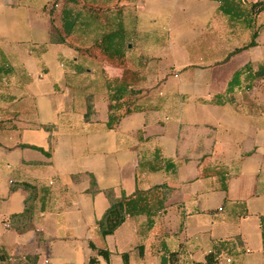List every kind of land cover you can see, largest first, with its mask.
I'll return each mask as SVG.
<instances>
[{"label": "crops", "instance_id": "crops-1", "mask_svg": "<svg viewBox=\"0 0 264 264\" xmlns=\"http://www.w3.org/2000/svg\"><path fill=\"white\" fill-rule=\"evenodd\" d=\"M261 65L264 11L249 26L215 0H0V264H264ZM122 83L136 98L109 128ZM137 191L103 236L109 192Z\"/></svg>", "mask_w": 264, "mask_h": 264}, {"label": "trees", "instance_id": "trees-1", "mask_svg": "<svg viewBox=\"0 0 264 264\" xmlns=\"http://www.w3.org/2000/svg\"><path fill=\"white\" fill-rule=\"evenodd\" d=\"M66 1V0H63ZM69 1V0H67ZM73 1V0H72ZM221 3V11L229 16L232 20H239L245 19L248 21V25L252 26V22L254 21L255 17L262 11H264V0H259L252 3L249 9L242 8L240 6L241 0H215ZM56 3H59V0H56ZM64 10V9H63ZM75 25V20L70 22L63 21L61 27L53 28V32L51 35V41L56 43H63L66 41V37L71 34L70 28ZM257 36V32H253L252 40L243 48H248L250 46L255 45V38ZM256 76L259 78H264V65H261L255 72ZM109 99H110V115L108 120V127L112 128L120 119V115L117 114V111L120 108L121 102L123 100H128V105L126 107V112H130L132 110V102H130L129 98L132 97L137 93L135 89H129L127 84H120L117 85L115 89L109 91ZM92 100L88 99V107L86 118L89 119L90 115L94 112ZM26 189L32 191V195L29 197V202L33 204V201L36 198V187L31 183H22L21 184ZM140 194V191H137L135 196H127L126 194H122L120 197L112 196V193L109 192L111 196V204L106 210L105 214L101 219L97 221V225L99 228L100 233L103 236L112 234L115 232L119 226H121L127 216L133 215L136 211L139 210L136 204L137 195ZM28 203L26 209L21 214H16L13 218L19 219V224L16 222L11 223V226L15 227L17 230L24 232L32 226V221L34 218L33 213V205ZM142 211V210H141ZM98 255L103 256L106 259H109V251L105 249H99ZM6 256L3 250L0 249V262L5 260ZM214 263V258L212 255L207 257L205 263L201 264H212ZM89 264H100L98 256H91L89 259ZM125 264H128V259L125 255Z\"/></svg>", "mask_w": 264, "mask_h": 264}, {"label": "rangeland", "instance_id": "rangeland-1", "mask_svg": "<svg viewBox=\"0 0 264 264\" xmlns=\"http://www.w3.org/2000/svg\"><path fill=\"white\" fill-rule=\"evenodd\" d=\"M104 42H105V44L108 43V39H105ZM141 91H143V90H141ZM146 92H147V94H148V93H150L151 91L148 90V91H146ZM135 98H136V96L133 97V99H132V101H131L132 103L134 102Z\"/></svg>", "mask_w": 264, "mask_h": 264}]
</instances>
